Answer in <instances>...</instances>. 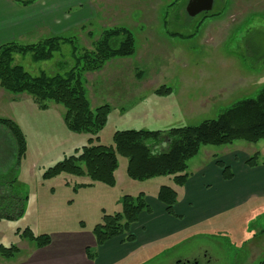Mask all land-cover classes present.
I'll use <instances>...</instances> for the list:
<instances>
[{"label": "rangeland", "instance_id": "374dc122", "mask_svg": "<svg viewBox=\"0 0 264 264\" xmlns=\"http://www.w3.org/2000/svg\"><path fill=\"white\" fill-rule=\"evenodd\" d=\"M160 1L145 22L143 12L132 13V8L125 11L122 3L126 0H107L113 8H104L81 29L59 35L73 43H61L50 59L34 61L30 53H16L13 64L22 66L32 76L41 72L64 74L75 65L76 56L94 48L93 43L103 30L118 26L130 29L135 38L134 55L123 61L120 57L112 58L100 70L83 74L91 107L107 103L112 109L106 126L98 134L99 143L104 145L112 144L116 130L166 131L171 127L195 126L216 119L241 99L256 97L264 86V0H213L210 11L219 12V16L206 17L200 26L202 12L195 16L185 13L188 0ZM174 1L177 3L169 6ZM143 32L153 35L154 43L147 44L149 40ZM36 39L13 41L30 44ZM143 49L144 57L140 58ZM137 70H143L142 76L136 75ZM162 85L171 88L172 94L154 99L160 95L153 91ZM126 90L133 94L125 96ZM211 96L215 99H208ZM63 112L60 104L50 102L47 109H40L30 95L0 88V118L14 121L27 138L26 153L18 161L16 144L8 128L0 123V196L7 194L10 198H0V205L14 207L20 202L19 209H23L19 216L0 219V244L18 247L21 253L15 258L35 247L19 233L24 228H30L35 235H50L64 230L75 232L82 228V222L85 233L78 243H84L100 221L102 210L120 211L119 200L124 194L135 196L143 189L146 196L154 194L152 182L159 179H130L126 174L127 160L122 156L118 157L113 187L99 182L78 187L87 177L65 173L44 179L43 173L49 167L75 154L90 136L69 131ZM207 151L220 158L224 155V160L225 153L240 151L251 156L257 152L264 162V140H238L227 145L202 146L189 160L188 172L209 161ZM165 180L170 182L169 178ZM228 217L230 222L224 229L208 230L210 224H204L197 234L143 264H168L192 254L198 255L200 264H259L264 260V231L255 236L253 233L264 229V201L247 205ZM200 248L207 250L206 260ZM148 255L147 252L144 258Z\"/></svg>", "mask_w": 264, "mask_h": 264}, {"label": "trees", "instance_id": "16d2710c", "mask_svg": "<svg viewBox=\"0 0 264 264\" xmlns=\"http://www.w3.org/2000/svg\"><path fill=\"white\" fill-rule=\"evenodd\" d=\"M12 1L26 6L36 0ZM176 3L174 1L169 6ZM202 14L198 26L206 17L218 16L219 12L208 11ZM67 41L73 43L69 38L51 36L30 44L15 41L0 44V88L13 94L30 95L40 109H47L50 102L62 105L64 108L62 118L66 128L75 133L90 135L86 145H82L80 150L76 149L75 154L67 155L49 167L43 173L44 179L65 173L87 177V181L81 182L78 187H90L95 182L113 187L116 183L114 172L118 168V157L122 156L127 160L126 174L130 179L143 181L167 176L176 187H181L188 177L189 160L198 154L202 146L227 145L238 140L248 143L264 140L263 86L256 97L235 102L216 119L204 120L195 126L171 127L166 131L116 130L112 135V144L99 143L98 134L108 122L111 106L105 103L95 108L91 107L86 95L83 74L100 70L112 58L134 55L135 38L132 31L123 26L103 30L93 43L94 48L76 56L75 65L64 74L48 75L41 72L32 76L22 66L13 64V55L16 53H30L34 61L50 59L53 53L60 49L61 43ZM72 48L74 53L75 45ZM136 75L142 76V72L138 71ZM153 92L166 96L171 93V88L162 85ZM0 123L8 128L16 144L19 161L27 149L25 136L14 121L0 118ZM258 163L257 152L245 160L249 167L257 166ZM217 165L221 167L224 179L232 178L233 174L228 165L221 160L217 161ZM5 195L6 197L0 198L10 199L7 194ZM156 199L165 206L168 214L174 215V205L178 200V191L175 187L161 185L157 190ZM119 202L120 211L106 213L102 210L100 221L92 229L96 245H102L109 239L125 234V240H133L134 236L128 234L130 225L137 221L140 213L151 212L144 192H139L135 196L124 194ZM20 207V202L15 203L14 207L0 205V219L19 216L23 212ZM80 225L83 227L82 222ZM19 233L36 248H42L51 242L50 235H35L28 227ZM19 253V248L14 245L0 244V257L5 260L14 259ZM86 254L88 258L93 257L89 247L86 248ZM259 264H264V260Z\"/></svg>", "mask_w": 264, "mask_h": 264}, {"label": "crops", "instance_id": "0c3cea01", "mask_svg": "<svg viewBox=\"0 0 264 264\" xmlns=\"http://www.w3.org/2000/svg\"><path fill=\"white\" fill-rule=\"evenodd\" d=\"M160 3V0H126L122 6L125 11L132 8V13L143 12L145 18L143 21L146 22V19L150 18L149 13L154 14L153 11H156ZM147 6L149 12L146 10ZM107 7L113 8V5H108L107 0L98 2L95 0H36L26 6L12 0H0V44L18 38L30 40L38 38L37 42L47 37L81 29L83 25L91 22V18L96 17ZM142 8L144 11L141 10ZM145 35L149 40L147 44L154 43L153 35L148 32ZM176 35L179 34L176 33ZM144 51V49L140 51V58L144 57ZM119 59L123 61L127 57ZM132 94V91L124 92L125 96ZM166 97L169 95L154 99ZM208 99L214 100L215 97L211 96ZM208 99L207 102H209ZM121 112L122 110H119L120 116H122ZM154 112L158 116L156 111ZM207 153L211 156L209 161L200 165L195 171L188 172L183 186L176 187L170 177H165L169 178L170 182L164 177H159L152 182L154 194L146 196L151 212L140 213L137 221L130 225L128 234L134 236L133 240H125V234L109 239L102 245H96L94 236L88 233L89 241L78 243L83 239L84 227L75 232L64 230L50 234V244L42 248L33 247L26 255L12 260L0 258V264H132L134 261L135 264H143L155 259L156 256L164 255L163 253L171 247L186 241L188 236L197 234L204 224H210L207 225L211 228H206L208 230L224 229L230 222L229 213L242 211V208L247 205L264 201V162L259 160L257 166L249 167L245 164L248 155L240 151L225 153L226 160L221 159L224 155L220 158L215 152L207 151ZM218 160L230 167L232 178H223L221 167L217 165ZM161 185L175 187L178 191L174 215L168 214L165 206L156 199L157 190ZM141 191L146 194L144 189ZM263 230H255L253 235ZM88 247L93 253L92 258H88L86 254ZM147 252L149 255L144 258ZM200 254H203L205 260L208 257L205 249L200 248ZM178 262L200 264L197 254L170 260L168 264Z\"/></svg>", "mask_w": 264, "mask_h": 264}, {"label": "water", "instance_id": "95a60500", "mask_svg": "<svg viewBox=\"0 0 264 264\" xmlns=\"http://www.w3.org/2000/svg\"><path fill=\"white\" fill-rule=\"evenodd\" d=\"M212 6L213 0H188L185 11L188 16H195L201 12L210 11Z\"/></svg>", "mask_w": 264, "mask_h": 264}, {"label": "flooded vegetation", "instance_id": "af4514ba", "mask_svg": "<svg viewBox=\"0 0 264 264\" xmlns=\"http://www.w3.org/2000/svg\"><path fill=\"white\" fill-rule=\"evenodd\" d=\"M176 264H180V263L178 262V263H176ZM190 264H196V262H192V263H190Z\"/></svg>", "mask_w": 264, "mask_h": 264}]
</instances>
